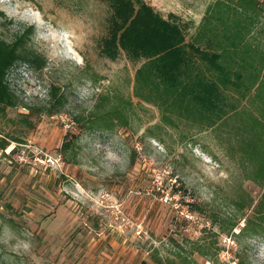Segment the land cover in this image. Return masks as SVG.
<instances>
[{"label":"rangeland","instance_id":"rangeland-1","mask_svg":"<svg viewBox=\"0 0 264 264\" xmlns=\"http://www.w3.org/2000/svg\"><path fill=\"white\" fill-rule=\"evenodd\" d=\"M131 1L176 21L189 39L217 0ZM110 3L0 0L6 42L30 25L34 33L37 24L56 30L40 42L33 33L27 43L42 62L39 76L27 68L7 76L17 105L0 112V264H248L247 251L236 245L264 235L256 213L264 184L256 164L239 159V124L169 122L135 97L141 62L103 51ZM260 17L255 29L264 43ZM85 81L92 102L76 114L65 105ZM51 87L62 103L49 115L39 110L55 104ZM96 116L112 126L94 125ZM87 135L102 145L117 135L127 167L103 174L80 142ZM25 240L31 250L15 251Z\"/></svg>","mask_w":264,"mask_h":264},{"label":"trees","instance_id":"trees-1","mask_svg":"<svg viewBox=\"0 0 264 264\" xmlns=\"http://www.w3.org/2000/svg\"><path fill=\"white\" fill-rule=\"evenodd\" d=\"M110 1L103 51L110 58L122 51L141 62L134 76L135 97L160 108L167 121L182 119L215 129L237 121L239 159L254 162V174L264 184V43L256 35L261 30L255 29L261 28L258 19L264 14L260 0L215 1L189 39L176 21L142 1L136 7L131 0ZM33 33L30 25L11 42L0 38V112L17 105L7 82L11 70L27 68L36 76L42 71L39 55L27 46ZM48 94L55 104L39 111L52 115L62 102L55 88ZM108 119L90 120L110 127ZM256 213L261 216L257 225L264 230V191Z\"/></svg>","mask_w":264,"mask_h":264},{"label":"clouds","instance_id":"clouds-1","mask_svg":"<svg viewBox=\"0 0 264 264\" xmlns=\"http://www.w3.org/2000/svg\"><path fill=\"white\" fill-rule=\"evenodd\" d=\"M56 30L46 31L42 24L35 27L34 39L37 42L47 41ZM93 92L90 81L76 86L74 94L67 98L65 108L74 110L79 114V108H88ZM79 106V108H77ZM85 151L99 159L100 166L103 168L105 175H111L117 170L123 171L129 163V154L124 150V146L119 141L117 135H113L107 145H102L98 140L93 141L89 135L81 139ZM7 243V240L3 241ZM30 240H25L14 246V250L27 253L31 250ZM238 249L247 251L248 264H264V235H249L244 237L237 245Z\"/></svg>","mask_w":264,"mask_h":264}]
</instances>
